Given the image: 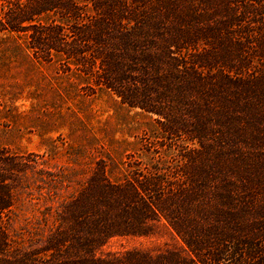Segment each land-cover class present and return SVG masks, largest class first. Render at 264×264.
Listing matches in <instances>:
<instances>
[{"label":"trees","instance_id":"1","mask_svg":"<svg viewBox=\"0 0 264 264\" xmlns=\"http://www.w3.org/2000/svg\"><path fill=\"white\" fill-rule=\"evenodd\" d=\"M16 58L152 127L87 174L82 144L57 169L0 146V264H264V0H0V67ZM33 190L21 242L7 225ZM162 232L173 245L102 251Z\"/></svg>","mask_w":264,"mask_h":264},{"label":"rangeland","instance_id":"2","mask_svg":"<svg viewBox=\"0 0 264 264\" xmlns=\"http://www.w3.org/2000/svg\"><path fill=\"white\" fill-rule=\"evenodd\" d=\"M55 63L26 62L16 58L0 67V146L15 152H35L51 169L75 166L79 145L90 151L78 168L87 174L94 160L113 150L120 159L138 149L150 119L126 110L108 93L87 96ZM94 138V139H93ZM84 164V165H83ZM85 174H80L81 178ZM21 194L7 225L12 239L27 242L35 219L44 207L36 190ZM37 201V202H36ZM44 223L47 224L45 220ZM42 221L40 226L43 225ZM173 245L165 232L152 237L122 236L110 239L103 252L121 253L132 248H164Z\"/></svg>","mask_w":264,"mask_h":264}]
</instances>
